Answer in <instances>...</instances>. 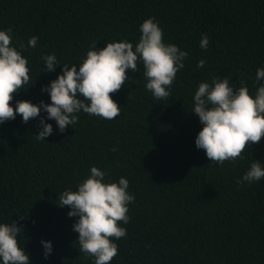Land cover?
<instances>
[{
	"label": "trees",
	"instance_id": "obj_1",
	"mask_svg": "<svg viewBox=\"0 0 264 264\" xmlns=\"http://www.w3.org/2000/svg\"><path fill=\"white\" fill-rule=\"evenodd\" d=\"M148 18L158 22L165 44L188 53L168 98L146 89L138 63L111 94L121 108L115 119L81 112L61 133L41 110L28 123L16 115L0 124V223L21 228L17 239L30 264H94L73 231L78 217L58 206L59 193L76 191L92 167L107 173L105 182L127 179L134 196L129 222L120 224L127 234L113 239L118 255L110 264H264V178L237 183L254 160L264 166V138L221 166L197 149L203 125L192 112L201 82L227 78L253 97L264 84L256 81L264 68V0H0V30L12 29L11 46L30 69L11 106L50 104L41 89L62 75V65L78 70L92 45L135 47ZM204 34L207 50L200 47ZM33 36L35 48L28 45ZM52 54L58 66L49 73L42 57ZM41 118L53 127L45 141L35 138ZM41 241L52 244L47 259Z\"/></svg>",
	"mask_w": 264,
	"mask_h": 264
},
{
	"label": "clouds",
	"instance_id": "obj_2",
	"mask_svg": "<svg viewBox=\"0 0 264 264\" xmlns=\"http://www.w3.org/2000/svg\"><path fill=\"white\" fill-rule=\"evenodd\" d=\"M141 36L135 47L128 41L107 42L103 49L87 51L85 59L76 65H62V75L41 89L50 96V104L43 101L34 105L28 101H17L11 106L14 95L30 81L28 61L12 45V29L0 30V124L14 120L16 115L24 123L47 113V120H54L61 133L78 122V113L112 120L117 118L120 107L111 98L118 92L130 69L138 71L143 65L145 87L156 99L168 98V90L176 74L184 68L188 53L174 44H165L163 31L154 18L146 19L139 29ZM38 38L33 36L28 45L35 48ZM209 37H201L200 47L207 50ZM23 49V45L20 46ZM46 72H54L58 66L54 54L43 56ZM201 60L197 67H203ZM256 81H264V68H258ZM130 96V93H129ZM129 98V97H128ZM193 110L203 125L195 139L197 149L205 151L207 158L219 165L226 161L235 162L242 157L248 144H258L264 138V84H259L255 97L249 94L243 83L239 88L230 86L227 78L216 77L211 84L201 82L193 97ZM41 130L37 140L53 133L51 124L40 119ZM112 151H116L115 148ZM107 173L92 167L90 175L76 191L59 193L58 206H67L69 218L78 217L73 231L78 233L80 251L94 257V264H110L118 255V245L113 239L125 237L128 204L134 196L128 193L129 182L121 177L116 182H105ZM264 178V166L254 160L238 184L254 183ZM21 228L15 222L0 223V260L2 264H30L29 255L21 248L17 237ZM44 257L53 251L51 242L41 241Z\"/></svg>",
	"mask_w": 264,
	"mask_h": 264
}]
</instances>
